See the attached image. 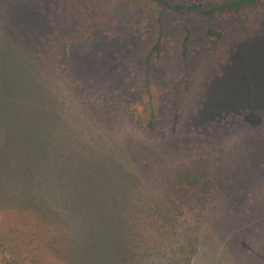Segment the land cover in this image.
<instances>
[{
    "label": "rangeland",
    "instance_id": "obj_1",
    "mask_svg": "<svg viewBox=\"0 0 264 264\" xmlns=\"http://www.w3.org/2000/svg\"><path fill=\"white\" fill-rule=\"evenodd\" d=\"M257 10L0 0V264H264Z\"/></svg>",
    "mask_w": 264,
    "mask_h": 264
},
{
    "label": "trees",
    "instance_id": "obj_2",
    "mask_svg": "<svg viewBox=\"0 0 264 264\" xmlns=\"http://www.w3.org/2000/svg\"><path fill=\"white\" fill-rule=\"evenodd\" d=\"M157 7L166 9L173 13L178 14H199L203 16L207 21L206 33L209 37H214L218 40L223 39L221 31L215 29L212 26V21L224 16L228 13H235L239 10L252 11L258 8L256 16L260 17L264 15V0H152ZM185 36L183 38V53L185 54L188 47V41L190 40V31L185 30ZM161 39V33L157 42L153 47V51L159 50V42ZM65 48L62 53L66 57ZM174 90L176 93L179 91V85H176ZM150 128L154 130V127L150 123ZM204 177V171L201 168H188L186 170L179 171L175 177L178 185L192 188L197 186ZM10 257L5 260L4 264H22V259L17 256L19 252H11ZM31 262V261H30Z\"/></svg>",
    "mask_w": 264,
    "mask_h": 264
}]
</instances>
